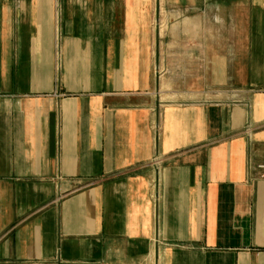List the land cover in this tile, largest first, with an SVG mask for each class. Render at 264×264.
I'll list each match as a JSON object with an SVG mask.
<instances>
[{
    "label": "crops",
    "instance_id": "obj_1",
    "mask_svg": "<svg viewBox=\"0 0 264 264\" xmlns=\"http://www.w3.org/2000/svg\"><path fill=\"white\" fill-rule=\"evenodd\" d=\"M264 0H0V264H264Z\"/></svg>",
    "mask_w": 264,
    "mask_h": 264
},
{
    "label": "built area",
    "instance_id": "obj_2",
    "mask_svg": "<svg viewBox=\"0 0 264 264\" xmlns=\"http://www.w3.org/2000/svg\"><path fill=\"white\" fill-rule=\"evenodd\" d=\"M256 169L259 172V177L264 180V163L257 165Z\"/></svg>",
    "mask_w": 264,
    "mask_h": 264
}]
</instances>
